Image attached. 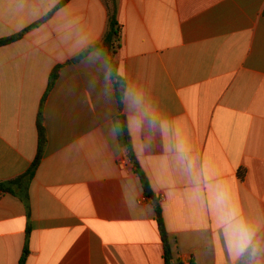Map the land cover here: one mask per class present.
<instances>
[{
  "label": "crops",
  "instance_id": "0c3cea01",
  "mask_svg": "<svg viewBox=\"0 0 264 264\" xmlns=\"http://www.w3.org/2000/svg\"><path fill=\"white\" fill-rule=\"evenodd\" d=\"M61 1L0 0V39L30 28L0 46V182L36 158L61 65L29 208L0 195V264H20L28 229L25 264H166L121 115L174 260L264 264V0H117L122 112L107 48L68 63L103 39L105 0L33 27Z\"/></svg>",
  "mask_w": 264,
  "mask_h": 264
},
{
  "label": "trees",
  "instance_id": "16d2710c",
  "mask_svg": "<svg viewBox=\"0 0 264 264\" xmlns=\"http://www.w3.org/2000/svg\"><path fill=\"white\" fill-rule=\"evenodd\" d=\"M69 0H63L61 1L49 14L34 24L33 27H38L44 22H46L48 19H50L53 14L61 8L63 5H65ZM105 3L109 10V20H108V29L105 33L103 39L95 44L90 46L89 48L85 49L80 55L74 57L72 60H70L68 63L71 62H77L87 56L92 51L98 49V48H107L112 56V64H111V79L113 82V86L115 89L117 101L119 104L120 112L123 110V101L125 97L126 92V83L121 78V76L118 73V64L114 59V56L120 47V40H121V25L118 22L117 19V0H105ZM30 29V28H29ZM29 29L25 30L24 32H21L20 34L14 35L9 38L0 39V46L6 45L8 43L14 42L18 39H20ZM61 68V65L54 68L50 75L49 85L47 88V92L42 100L40 112L38 116V130H39V148H38V154L34 161L32 162L29 170L23 174L22 176L11 180L7 182H0V195L4 193H10L15 196H19L26 204V206L29 208V194H28V187L33 180L36 171L41 163L44 148H45V131L42 124V107L45 101L46 96L49 94V92L52 90L53 86L55 85V82L58 78V72ZM121 122L124 127V131L128 140V157L131 160L132 164L135 167V173L139 177L145 197L151 201V204L154 206L156 215H157V222L159 227V232L161 236V240L163 243L164 248V257H165V263L166 264H182L181 261L174 260V253L172 250V246L169 239V234L166 230L163 214H162V208L159 204L158 199L156 198L153 189L151 187L150 180L143 170V168L140 166L134 151L132 149V145L130 143V139L128 136L127 126H126V119L123 115L120 116ZM29 235H30V229L27 231V240L25 242L23 254L21 257L20 264H25L28 256H29Z\"/></svg>",
  "mask_w": 264,
  "mask_h": 264
},
{
  "label": "clouds",
  "instance_id": "9594fccd",
  "mask_svg": "<svg viewBox=\"0 0 264 264\" xmlns=\"http://www.w3.org/2000/svg\"><path fill=\"white\" fill-rule=\"evenodd\" d=\"M90 60H100V54L99 53H93L92 56L89 57ZM230 227H233L231 224H230ZM237 230H239L240 232L242 233H246V229L244 228L243 225H235L234 226ZM250 239V237H249Z\"/></svg>",
  "mask_w": 264,
  "mask_h": 264
},
{
  "label": "built area",
  "instance_id": "2783aa9c",
  "mask_svg": "<svg viewBox=\"0 0 264 264\" xmlns=\"http://www.w3.org/2000/svg\"><path fill=\"white\" fill-rule=\"evenodd\" d=\"M120 166H121V167L124 166V162H123V161L120 162ZM182 264H191V263H190V262H182Z\"/></svg>",
  "mask_w": 264,
  "mask_h": 264
}]
</instances>
